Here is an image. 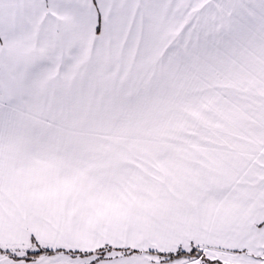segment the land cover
<instances>
[{"label": "snow or ice", "instance_id": "snow-or-ice-1", "mask_svg": "<svg viewBox=\"0 0 264 264\" xmlns=\"http://www.w3.org/2000/svg\"><path fill=\"white\" fill-rule=\"evenodd\" d=\"M0 264H264V0H0Z\"/></svg>", "mask_w": 264, "mask_h": 264}]
</instances>
